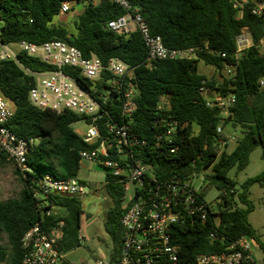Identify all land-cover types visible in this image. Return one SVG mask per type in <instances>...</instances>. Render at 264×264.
Masks as SVG:
<instances>
[{
	"label": "trees",
	"instance_id": "trees-1",
	"mask_svg": "<svg viewBox=\"0 0 264 264\" xmlns=\"http://www.w3.org/2000/svg\"><path fill=\"white\" fill-rule=\"evenodd\" d=\"M80 1L0 0V41L4 44L24 41L35 45L60 41L79 50L85 58L95 55L103 64L110 58L119 59L133 69L138 89L129 127L134 135L146 142V146L136 158L151 165L158 178H166L170 173V160L160 158L152 150L157 132L153 120H174L182 142L179 143L178 157L171 160L180 161L181 166L187 167L194 160L196 173L212 165L211 173H205L204 180L216 189L217 198L222 203L217 206L218 213L210 215L204 224L186 222L173 227L171 241L179 248L181 264L193 262L200 254L224 252L230 243L243 236L258 243L247 222V215L252 210L248 189L255 183L264 184V171L246 180L239 191L227 175L232 169L236 172L244 170L250 154L258 145L264 163V55L255 47L264 36V15L252 16L249 5L237 19L231 0H127L145 20L150 34L159 36L167 49H201L191 60H162L147 66L146 47L136 29L118 34L107 28L109 21L124 14L109 0H98L96 4L87 0L72 23L74 33L52 24L53 18L60 14L62 3ZM242 31L249 36L252 46L237 56L235 38ZM17 61L22 69L32 72L54 70L23 53L17 55ZM198 62L213 67L220 80H208L199 74ZM20 67L14 62H0V93L14 106V114L5 127L19 138L37 142L27 156L31 172L22 177L17 171L22 184L19 196L0 202V235L5 236L8 246L7 250L0 248V262L6 260L7 264H21L24 254L21 238L36 224L49 232L62 222L59 249L67 254L80 247L78 230L83 214L80 198L52 195L47 206L38 208L33 193L44 174L54 180L76 179L80 153L96 148V145L84 143L71 129L81 117L71 112L57 114L39 110L29 103L28 92L33 78ZM225 67L232 69L227 77L222 75ZM62 72L82 87L88 86L77 76V71L64 67ZM200 88H204L208 96L213 92L222 97L233 96V104L225 116L218 108L206 107ZM161 102L165 108L157 111ZM104 109L116 120L119 101H107ZM226 126L239 128L241 137L231 151L225 149L214 162L216 129ZM4 161L5 157L0 156V162ZM176 172L182 173L179 169ZM105 183L112 202L104 221V231L111 243L107 255L109 263L116 264L121 255L123 237L119 223L123 213L122 191L107 176ZM236 200L246 207L237 208ZM51 207L55 214L44 215ZM212 231H216L217 237L211 240L209 233Z\"/></svg>",
	"mask_w": 264,
	"mask_h": 264
},
{
	"label": "built area",
	"instance_id": "built-area-1",
	"mask_svg": "<svg viewBox=\"0 0 264 264\" xmlns=\"http://www.w3.org/2000/svg\"><path fill=\"white\" fill-rule=\"evenodd\" d=\"M120 7L124 14L107 23V28L118 34H126L136 29L146 47L145 63L162 60H191L200 48L167 49L159 36L151 35L147 23L137 10H133L127 0H109ZM97 1H92L96 4ZM235 17L240 19L247 6L250 5L252 16L264 15V0H231ZM70 2L60 6V14L70 11ZM236 54L252 46L245 31L235 38ZM258 52L264 55V36L255 45ZM19 53L39 60L54 68L48 72H32L22 69L17 61ZM221 57H224L222 54ZM10 61L17 64L23 72L33 78V85L28 92L29 103L39 110H49L60 114L71 112L79 117L85 126L80 136L84 143L96 145L91 151L80 153V159L93 162L100 167L110 182L118 184L122 191L123 213L119 220L122 228L121 255L116 264H181L178 257V246L171 241L173 227L194 222L206 223L209 216L218 213L221 199L206 201V191L210 186L204 180V174L212 165L195 171V161L188 167L181 166L180 161H172L180 153L181 135L177 134V122L174 120H153L156 127L152 150L160 158L170 160L169 175L158 178L154 168L136 158L139 151L146 146L144 140L134 135L129 127L135 110V97L138 95L133 69L117 58H110L103 64L95 55L85 58L79 50L60 41H50L40 45L27 42L4 44L0 41V62ZM68 67L77 71V76L86 88L78 84L74 78L62 72ZM227 73L230 67H225ZM98 86H101L98 89ZM199 91L205 98L208 108H218L226 115L233 104V96H208L204 88ZM119 101L118 118L115 120L104 109L107 101ZM159 103L157 111L164 110ZM14 114V106L10 100L0 93V156L14 165L22 177L30 173L27 165L29 150L36 144L34 139H23L12 134L5 125ZM113 120L117 121L114 122ZM214 142L217 160L219 155L231 144H236L234 135H225L221 127L216 129ZM182 173H177L176 170ZM85 186L77 179L54 180L44 174L34 189L33 198L37 207L47 206L52 195L81 197L85 195ZM55 214L49 208L44 215ZM85 215L81 216L78 230L80 242L87 240ZM59 222L49 232L39 224L34 225L21 238L24 254L21 264H64L65 255L58 247L61 239ZM217 225V221L215 222ZM216 231L209 233V239H215ZM252 247L257 242L250 237H240L230 243L221 253L200 254L188 264H256L252 255ZM104 257L96 264H106ZM68 263V262H67ZM69 264V263H68Z\"/></svg>",
	"mask_w": 264,
	"mask_h": 264
},
{
	"label": "rangeland",
	"instance_id": "rangeland-1",
	"mask_svg": "<svg viewBox=\"0 0 264 264\" xmlns=\"http://www.w3.org/2000/svg\"><path fill=\"white\" fill-rule=\"evenodd\" d=\"M97 1V0H93ZM87 4V0H82L78 3H70V11L66 14H59L54 17L52 24L62 26L69 32L74 33L73 21L77 15L83 10ZM197 71L205 76L208 80H220L218 73L211 66H206L202 62H198ZM222 75L227 77L230 74L227 70L222 71ZM208 95V93L206 92ZM216 95L214 92L209 96ZM225 116V115H224ZM71 129L77 135L81 136L85 131V126L82 121L71 125ZM225 135H234L237 139L241 137L239 128L232 129L230 126L223 128ZM234 148V144L228 147V151ZM264 171V163L261 158V147L258 145L254 148L249 156L247 167L236 172L232 169L228 173V178L232 179L236 184V189L239 191L240 186L248 179L259 176ZM209 169L206 174H210ZM77 180L83 182L85 186V195L80 198L82 212L85 215V225L87 232V240L80 243V247L65 255L66 261L69 264H96L101 257H104V262L109 263L107 252L111 249V243L104 231V221L107 212L112 207V202L105 190V174L104 171L95 165L93 162L82 160L80 169L77 175ZM22 184L17 174V170L13 164L8 161L0 162V202L15 199L19 196ZM217 191L212 186H209L206 191V201L214 202L217 198ZM248 200L252 206V210L247 215V222L254 230L258 243L257 247H252L251 255L256 264H264V184H253L248 189ZM236 207L244 209L246 206L240 204L237 200ZM90 233H92L90 235ZM0 248L6 249L7 241L4 235H0ZM7 264V261L0 262Z\"/></svg>",
	"mask_w": 264,
	"mask_h": 264
},
{
	"label": "crops",
	"instance_id": "crops-1",
	"mask_svg": "<svg viewBox=\"0 0 264 264\" xmlns=\"http://www.w3.org/2000/svg\"><path fill=\"white\" fill-rule=\"evenodd\" d=\"M92 233H90V235H91Z\"/></svg>",
	"mask_w": 264,
	"mask_h": 264
}]
</instances>
